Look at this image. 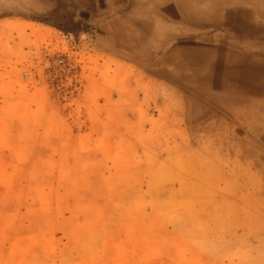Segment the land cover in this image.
I'll return each instance as SVG.
<instances>
[{"label": "rangeland", "instance_id": "obj_1", "mask_svg": "<svg viewBox=\"0 0 264 264\" xmlns=\"http://www.w3.org/2000/svg\"><path fill=\"white\" fill-rule=\"evenodd\" d=\"M0 264H264V0H0Z\"/></svg>", "mask_w": 264, "mask_h": 264}, {"label": "built area", "instance_id": "obj_2", "mask_svg": "<svg viewBox=\"0 0 264 264\" xmlns=\"http://www.w3.org/2000/svg\"><path fill=\"white\" fill-rule=\"evenodd\" d=\"M53 64H54V70L58 67V66H62L64 64V60L62 58H57L54 60V63H52L51 61H46L44 63V66L51 70L53 68Z\"/></svg>", "mask_w": 264, "mask_h": 264}, {"label": "bare ground", "instance_id": "obj_3", "mask_svg": "<svg viewBox=\"0 0 264 264\" xmlns=\"http://www.w3.org/2000/svg\"><path fill=\"white\" fill-rule=\"evenodd\" d=\"M104 1V0H103ZM224 138V137H223ZM177 150V149H176Z\"/></svg>", "mask_w": 264, "mask_h": 264}, {"label": "water", "instance_id": "obj_4", "mask_svg": "<svg viewBox=\"0 0 264 264\" xmlns=\"http://www.w3.org/2000/svg\"><path fill=\"white\" fill-rule=\"evenodd\" d=\"M101 2H102V0H101Z\"/></svg>", "mask_w": 264, "mask_h": 264}]
</instances>
